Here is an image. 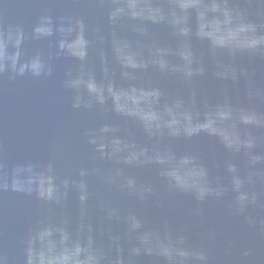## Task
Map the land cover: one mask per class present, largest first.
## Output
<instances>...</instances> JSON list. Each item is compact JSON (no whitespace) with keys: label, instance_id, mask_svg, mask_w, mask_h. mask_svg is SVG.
<instances>
[{"label":"water","instance_id":"1","mask_svg":"<svg viewBox=\"0 0 264 264\" xmlns=\"http://www.w3.org/2000/svg\"><path fill=\"white\" fill-rule=\"evenodd\" d=\"M0 264H264V0H0Z\"/></svg>","mask_w":264,"mask_h":264}]
</instances>
